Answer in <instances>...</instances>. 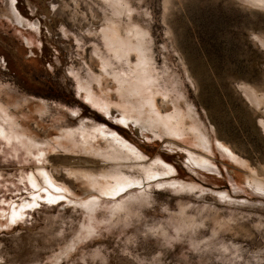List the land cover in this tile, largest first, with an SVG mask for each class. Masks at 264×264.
<instances>
[{
    "label": "rangeland",
    "instance_id": "374dc122",
    "mask_svg": "<svg viewBox=\"0 0 264 264\" xmlns=\"http://www.w3.org/2000/svg\"><path fill=\"white\" fill-rule=\"evenodd\" d=\"M58 6L0 0V264H264V192L247 177L264 180V0H120L147 34L159 110L195 127L175 135L123 126L114 106L84 98L80 82L117 100L111 75L127 66L108 63L99 81L103 0ZM63 132L90 136L93 152ZM101 132L142 155L121 164L133 183L115 196L70 175L110 169ZM205 150L214 171L190 163Z\"/></svg>",
    "mask_w": 264,
    "mask_h": 264
},
{
    "label": "bare ground",
    "instance_id": "6f19581e",
    "mask_svg": "<svg viewBox=\"0 0 264 264\" xmlns=\"http://www.w3.org/2000/svg\"><path fill=\"white\" fill-rule=\"evenodd\" d=\"M103 2L105 3L106 8L110 10L111 17L104 18L99 35L107 49L109 57L107 61L101 63L99 81L108 84V78L110 77V73L107 70L109 67L108 63L112 64L114 61L122 62L127 66V70L125 69L123 76L111 75L112 78L110 77L113 84L112 90L114 89L113 91H115L116 95L115 99L117 100L111 101V98L108 97L106 99L101 98L98 101L94 96L97 93H94L88 84L80 82L78 89L83 92L84 98L90 101V103H98L101 108L107 111L111 106H114L119 113L121 120L124 121L122 124L123 126L127 125L128 122H133L134 124H138L141 129L146 128L164 131L170 135L184 132L186 126H188L189 129L195 128L194 125H190L191 123H187L185 114L182 111H179L178 108H174L169 114L163 115L161 113L155 99V96L159 94L155 85L158 77L152 72L150 59H148L145 49L146 32L141 30L140 27L128 23V10L120 9L123 8V6L120 7V0H103ZM125 6H127V4ZM96 32L98 33V31ZM132 53L137 57L136 64H131L132 60L130 61V55ZM128 71L131 76L134 75V78L128 75ZM128 77L134 79L133 82L138 86L131 85L130 82H128ZM143 92L149 94L147 95L148 98H142L141 94H143ZM161 97L166 104L174 105L170 96L162 95ZM253 100L256 101L257 99ZM263 100L264 98L262 97L257 101L259 104H262L261 101ZM166 108H168V106H166ZM165 111H168V109ZM144 121L149 123V125H147L149 127H146ZM3 131L4 130L0 126V135L3 134ZM63 133L65 139L70 141L71 144L80 146L79 148L81 151L89 153L93 152L91 147L92 138L90 136L81 134L83 141L78 145V143H74L76 136L74 132ZM100 136L105 142V148L102 149L103 151L101 150V152H98V154L109 163L107 167L110 169L108 171H101L100 175L97 177L90 176L84 171H70V175L81 180V183L88 189H93L101 195L115 196L128 189L133 183L127 176H125V174L121 175L122 172L120 174V171H122L121 164L124 161H137L142 158V155L133 151L128 145L122 143L121 139H118L112 134L107 135L101 132ZM187 146L185 148L192 150V148ZM219 154L227 156L222 150ZM210 155L211 154L207 152V150H205L204 153H198V156H195L192 153L190 154V163L203 171H214ZM111 171L113 174L108 176V173ZM157 175L160 174H156L155 176ZM247 177L251 179V182L249 181V183H252L259 192H264V180L258 179L256 173H253V175L249 174ZM51 198L55 200V197L51 196Z\"/></svg>",
    "mask_w": 264,
    "mask_h": 264
},
{
    "label": "snow or ice",
    "instance_id": "6c2138e0",
    "mask_svg": "<svg viewBox=\"0 0 264 264\" xmlns=\"http://www.w3.org/2000/svg\"><path fill=\"white\" fill-rule=\"evenodd\" d=\"M13 3H15V0H13ZM51 3H52V5L54 6V10H55V12L58 13V14H61V13H60V7L58 6V0H51ZM62 15H67V13H62ZM36 16H37V18H38V16H39V7H38V5H37V13H36ZM54 26H55V25H54ZM3 65L5 66L4 58H3ZM72 115L75 116L76 113L73 112ZM116 123L123 124L124 121H123V120H117ZM261 174L264 175V172H262ZM42 175H43V174H42ZM45 182L47 183L46 178H45ZM32 186H33V188L36 189L37 191H40V189H38V188L36 187L35 183H33ZM48 188H51V185H50V184L48 185ZM44 191L47 192V189H44ZM55 191L57 192V195L55 196V199H62L63 194L60 193L59 190H55ZM33 199L35 200V197H34ZM49 202H52V201L50 200ZM261 227H262V229H264V225H262Z\"/></svg>",
    "mask_w": 264,
    "mask_h": 264
}]
</instances>
